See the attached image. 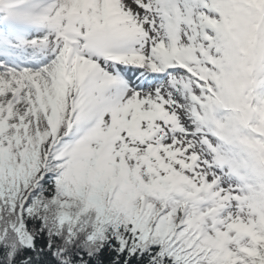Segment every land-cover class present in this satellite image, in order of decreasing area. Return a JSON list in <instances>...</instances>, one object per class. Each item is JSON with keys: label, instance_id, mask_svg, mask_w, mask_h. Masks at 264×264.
Wrapping results in <instances>:
<instances>
[{"label": "snow or ice", "instance_id": "obj_1", "mask_svg": "<svg viewBox=\"0 0 264 264\" xmlns=\"http://www.w3.org/2000/svg\"><path fill=\"white\" fill-rule=\"evenodd\" d=\"M0 264H264V0H0Z\"/></svg>", "mask_w": 264, "mask_h": 264}]
</instances>
